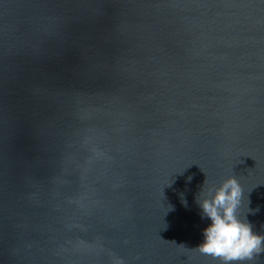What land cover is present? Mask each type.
Instances as JSON below:
<instances>
[{
  "label": "water",
  "instance_id": "1",
  "mask_svg": "<svg viewBox=\"0 0 264 264\" xmlns=\"http://www.w3.org/2000/svg\"><path fill=\"white\" fill-rule=\"evenodd\" d=\"M230 176L264 236V0H0V264H222Z\"/></svg>",
  "mask_w": 264,
  "mask_h": 264
},
{
  "label": "clouds",
  "instance_id": "2",
  "mask_svg": "<svg viewBox=\"0 0 264 264\" xmlns=\"http://www.w3.org/2000/svg\"><path fill=\"white\" fill-rule=\"evenodd\" d=\"M242 199L243 191L235 177L230 176L205 191L201 188L195 202L202 218L210 220V224L202 230V242L196 246L202 254L211 255L221 260L222 264H233L251 260L253 254L264 251V236L253 232L246 216L243 220L239 218ZM182 203L186 205L183 199ZM250 211L254 213L255 210Z\"/></svg>",
  "mask_w": 264,
  "mask_h": 264
}]
</instances>
